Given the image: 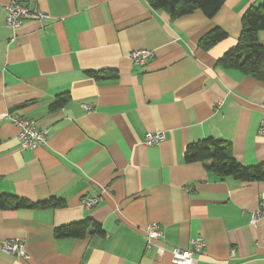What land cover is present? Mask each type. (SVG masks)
Segmentation results:
<instances>
[{
  "label": "crops",
  "instance_id": "0c3cea01",
  "mask_svg": "<svg viewBox=\"0 0 264 264\" xmlns=\"http://www.w3.org/2000/svg\"><path fill=\"white\" fill-rule=\"evenodd\" d=\"M20 1L46 17L9 27V0H0V113L33 119L47 143L21 149L14 125L0 119V192L61 204L0 208V245L22 241L29 254L0 247V264H173L170 248L197 235L206 246L195 264H264V217L251 221L264 180L221 179L184 159L189 143L212 137L243 165L264 162V80L218 64L243 13L262 0H224L211 17L195 9L178 18L146 0ZM215 27L226 37L201 47ZM257 36L264 46V29ZM138 48L153 51L147 65L130 60ZM149 131L165 137L145 145ZM103 187L97 205H82ZM86 218L102 233L55 236ZM151 222L163 235L147 246Z\"/></svg>",
  "mask_w": 264,
  "mask_h": 264
},
{
  "label": "trees",
  "instance_id": "16d2710c",
  "mask_svg": "<svg viewBox=\"0 0 264 264\" xmlns=\"http://www.w3.org/2000/svg\"><path fill=\"white\" fill-rule=\"evenodd\" d=\"M155 10H164L170 17L178 18L200 9L207 16H213L223 4L224 0H146ZM241 32L236 45L228 49L219 58L218 64L224 67L239 69L240 71L264 80V46L259 43L258 32L264 29V0L258 6H250L242 15ZM226 37V33L219 27L213 28L204 35L199 45L208 48ZM97 79H111L116 73L93 72ZM66 96L57 98L53 106L64 103ZM184 159L187 162L202 161L208 171L222 178L231 177L245 181L264 180V162L246 166L234 156L231 145L220 139L208 137L186 146ZM61 203L50 199L30 202L26 199L0 192V208L22 206H56ZM88 233H102L99 223L91 219H83L65 225L57 226L54 234L57 237H84Z\"/></svg>",
  "mask_w": 264,
  "mask_h": 264
},
{
  "label": "built area",
  "instance_id": "2783aa9c",
  "mask_svg": "<svg viewBox=\"0 0 264 264\" xmlns=\"http://www.w3.org/2000/svg\"><path fill=\"white\" fill-rule=\"evenodd\" d=\"M6 9V24L9 27L16 28L27 19L39 20L46 17V14L41 11L31 9L24 5L20 0H9L5 6ZM154 53L151 49L138 48L129 53V58L134 64L147 65L153 58ZM86 109L88 105H83ZM0 119L9 120L15 127V137L21 149L34 150L38 146L47 143L46 132L37 128L33 119L14 116L8 113H0ZM259 133L264 135V119L259 127ZM165 135L163 131H149L145 133L143 143L148 146L159 144ZM107 188H101L99 195L83 196L81 203L86 207L97 205ZM264 217V200L259 202L258 207L253 211L251 221L253 224ZM143 234L147 246H150L153 241L159 239L163 235L162 229L157 223H147L143 227ZM206 246V239L201 235H197L190 239L187 247L173 246L170 248V259L173 264H195L196 256L199 255ZM1 250L9 255L17 258L28 259L29 254L26 250L25 243L18 240H5L0 245Z\"/></svg>",
  "mask_w": 264,
  "mask_h": 264
}]
</instances>
